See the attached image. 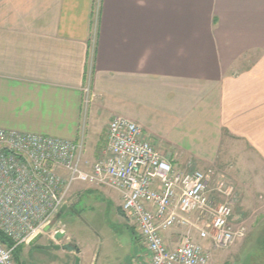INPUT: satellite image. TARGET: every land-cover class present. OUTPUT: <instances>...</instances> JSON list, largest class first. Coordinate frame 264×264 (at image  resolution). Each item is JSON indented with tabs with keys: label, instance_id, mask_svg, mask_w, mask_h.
Wrapping results in <instances>:
<instances>
[{
	"label": "crops",
	"instance_id": "obj_1",
	"mask_svg": "<svg viewBox=\"0 0 264 264\" xmlns=\"http://www.w3.org/2000/svg\"><path fill=\"white\" fill-rule=\"evenodd\" d=\"M103 114L106 137L125 116L179 169L240 151L264 189V0H0V127L82 140L94 161ZM179 232L165 233L170 246ZM136 233L142 254L79 246V264H150Z\"/></svg>",
	"mask_w": 264,
	"mask_h": 264
},
{
	"label": "built area",
	"instance_id": "obj_2",
	"mask_svg": "<svg viewBox=\"0 0 264 264\" xmlns=\"http://www.w3.org/2000/svg\"><path fill=\"white\" fill-rule=\"evenodd\" d=\"M95 97L88 80L82 87L84 106ZM75 182L120 193L122 211L135 225L150 264H210L211 250L199 238L216 249L245 235L244 227L233 221L232 198L218 200L208 174L192 165L177 168L142 127L125 116L110 120L107 142L91 162L82 140L0 127V230L16 245L52 229ZM173 228L182 231L170 246L165 233ZM57 231L65 233L53 229L56 242ZM16 245L0 242V264H17Z\"/></svg>",
	"mask_w": 264,
	"mask_h": 264
},
{
	"label": "rangeland",
	"instance_id": "obj_3",
	"mask_svg": "<svg viewBox=\"0 0 264 264\" xmlns=\"http://www.w3.org/2000/svg\"><path fill=\"white\" fill-rule=\"evenodd\" d=\"M106 116L103 114L98 117L100 125L96 127L94 134V139L102 145L107 142L106 127L101 124L107 119ZM85 122V125L89 123L87 114ZM237 153L229 158L224 155L222 149L217 164L197 165L194 161H190L193 167L208 174L211 180V193L218 200L225 201L230 197L233 199V201L229 200L233 202V221L239 227L243 226L245 232V235L237 238L228 247L216 249L212 248L210 241L198 237L199 241L211 250L210 264H264V189L253 186L254 182L250 178L252 172L249 170L244 172V163L242 161L240 163L243 156L240 151ZM185 167L184 165L180 169ZM244 183L251 185L250 189L244 186ZM78 185L83 187L74 193L73 197L70 193L69 206L59 218L72 240L67 242H76L78 246H87L90 249L95 248L99 250L101 257L106 255L111 261L124 254L131 256L136 252L142 254L144 248L133 240L135 237L133 231L137 234L135 225L117 206L115 196L118 192L106 186L75 182L71 189L72 193ZM57 227L55 224L52 229ZM170 231L176 233L182 230L173 228ZM173 233L171 236L174 235ZM193 233L197 235L196 231ZM42 235L44 236L34 244L22 243L19 246L14 255L17 264H79L76 256L72 257L64 250L52 247L54 244H62V241L53 240L51 231ZM137 239L140 242L138 237ZM42 243L49 245V248L41 247Z\"/></svg>",
	"mask_w": 264,
	"mask_h": 264
},
{
	"label": "water",
	"instance_id": "obj_4",
	"mask_svg": "<svg viewBox=\"0 0 264 264\" xmlns=\"http://www.w3.org/2000/svg\"><path fill=\"white\" fill-rule=\"evenodd\" d=\"M66 209V205L63 206L59 212V214L57 215L55 221L53 222V224L59 219V217L61 216L62 212H64ZM52 225H48L46 227V231H49L51 229ZM64 233L60 232V231H57L55 233V239L60 241L63 237H64ZM41 235H37L35 238H33L31 241H30V244H34L36 243V241L39 239ZM41 247L43 248H49V245H41ZM52 247L54 248H63L67 251H71V252H75L77 255H76V261L79 262L80 258L78 256V254L80 253V247L76 244V243H73V242H65V243H62V244H54L52 245Z\"/></svg>",
	"mask_w": 264,
	"mask_h": 264
},
{
	"label": "trees",
	"instance_id": "obj_5",
	"mask_svg": "<svg viewBox=\"0 0 264 264\" xmlns=\"http://www.w3.org/2000/svg\"><path fill=\"white\" fill-rule=\"evenodd\" d=\"M0 242L4 243V244H7L9 246H13V245H16L15 242L9 237L7 236L2 230H0ZM22 243L20 244H17L14 248V255L16 254L17 252V249L19 248V246L21 245Z\"/></svg>",
	"mask_w": 264,
	"mask_h": 264
},
{
	"label": "flooded vegetation",
	"instance_id": "obj_6",
	"mask_svg": "<svg viewBox=\"0 0 264 264\" xmlns=\"http://www.w3.org/2000/svg\"><path fill=\"white\" fill-rule=\"evenodd\" d=\"M58 220H59V219H58ZM58 220H57V221H58Z\"/></svg>",
	"mask_w": 264,
	"mask_h": 264
}]
</instances>
